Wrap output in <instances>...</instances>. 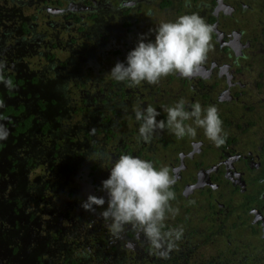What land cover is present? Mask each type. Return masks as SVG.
I'll return each instance as SVG.
<instances>
[{
  "label": "flooded vegetation",
  "instance_id": "obj_1",
  "mask_svg": "<svg viewBox=\"0 0 264 264\" xmlns=\"http://www.w3.org/2000/svg\"><path fill=\"white\" fill-rule=\"evenodd\" d=\"M193 12L212 26L207 58L193 76L173 74L157 85L132 88L111 78V68L125 60L141 34L153 39L160 22ZM28 50L43 54L44 73L30 71ZM14 56L20 76L25 68L31 82L53 81L48 100L54 103V124L42 118L45 102L36 90L24 95H34L37 110L2 96L12 105L4 113L13 125L8 150L19 152L21 142L11 145L18 137L24 142L21 153H28L30 138L34 151L44 135L54 136L49 155L58 177L54 187L72 184L66 190L70 206L77 194L81 201L89 194L106 198L101 181L109 174L107 160H96L95 153L113 159L130 154L167 166L176 180L171 204L179 214L166 224L183 227L184 234L161 260L130 227L119 239L111 236L102 208L87 212L79 206L70 213L73 209L59 201L51 234L31 224L28 240H14L13 257L0 256V264H49L50 258L42 257L49 244L46 255L54 253V264H264V0H0V58L7 70ZM180 98L202 108L217 106L227 133L222 146L208 141L203 129L194 138L178 139L165 129L150 143L138 139L137 105H152L160 112L157 119L166 121L165 106ZM69 115H77L72 124L65 121ZM42 147L40 153L47 149ZM46 215L51 222L52 212ZM63 218L67 224L61 228ZM21 251L28 260L22 261Z\"/></svg>",
  "mask_w": 264,
  "mask_h": 264
},
{
  "label": "clouds",
  "instance_id": "obj_2",
  "mask_svg": "<svg viewBox=\"0 0 264 264\" xmlns=\"http://www.w3.org/2000/svg\"><path fill=\"white\" fill-rule=\"evenodd\" d=\"M153 31V39L148 40L141 34L125 60L115 63L108 73L112 79L129 88L143 83L157 85L169 75L193 76L206 60L212 26L198 13H185L175 20L162 21ZM7 69V62L0 58V84L12 90L15 85L6 76ZM4 107L0 100V109ZM164 111L166 121L157 119L160 112L152 105L134 108L139 140L150 143L157 130L165 129L178 139L194 138L197 129H203L206 139L216 147L225 143L227 133L216 105L202 108L199 102L191 103L180 98L171 106H165ZM5 119L0 115V142L6 141L10 135L2 122ZM95 155L96 160H107L109 174L101 181L106 198L89 194L81 201L80 207L87 212L102 208L101 217L111 236L119 239L126 227H130L148 241L153 255L167 260L184 234L183 227H168L166 224L179 214V209L171 204L176 198L172 190L176 180L170 168L157 167L150 160L130 154L116 159L104 153Z\"/></svg>",
  "mask_w": 264,
  "mask_h": 264
},
{
  "label": "rangeland",
  "instance_id": "obj_3",
  "mask_svg": "<svg viewBox=\"0 0 264 264\" xmlns=\"http://www.w3.org/2000/svg\"><path fill=\"white\" fill-rule=\"evenodd\" d=\"M36 50L35 52L34 50L30 52L28 50L26 54V58L30 60V67H28L31 68L30 71L38 70L39 74H42L44 73V71H42L43 65H41L43 64V54H41L42 58H40ZM61 54H65V44L58 49L57 56L62 57ZM52 63L54 64V58ZM48 69V74L52 73L49 67ZM23 74L25 76L24 80H22L23 82L21 81L19 84L13 82L15 87L12 90L17 91L15 94H13V92H4L5 90L3 88H5V86L0 84L3 99L7 102H11L14 106L19 102H26L27 106L37 110L38 104L34 101V95L32 93H30L28 97L24 95L25 91L33 92L36 90L38 96L42 97L45 102L44 111L42 110V118H49L54 124V103H50L48 100L49 95L54 96L53 81L38 79L35 82H31L30 79L26 77L29 71L27 69L25 70V68ZM3 116L6 117L5 114ZM15 117H19V115L13 116L12 118ZM76 118L77 115H69L66 116L65 121L72 124ZM2 122L9 130L13 128L12 123L6 122V119ZM41 122L42 120L40 117V120L36 121L33 125L36 126V123L40 124ZM53 141L54 136L49 137L44 135L42 140L36 142L33 151L30 138L29 149L27 150L28 153H21L24 142L20 141L19 137L18 140L11 142V145L16 142H21L20 145H18L19 147L17 146L19 152L16 151V147H14L16 150H13V152L8 150V140L3 147H0V256H5L7 258L13 257L14 253L10 252L12 248L11 243H13L14 240L20 244L24 241L26 242L28 239H26L27 236H25V234L29 233L27 229L29 230L31 224L37 223V226L39 225V232L41 233H43L45 229L48 230L52 228L56 219L54 211L58 209L54 204H59V201H65L67 206L73 209L70 213L80 206L81 194H77V203L75 205L70 206V202L67 201L66 190L67 187L72 185L70 182H64L60 188L54 187V181H57L58 177L54 175V160L49 159ZM41 147H47V149H44V152L40 153ZM29 152L34 153L30 157L31 159L27 158L30 154ZM56 200H58V202L54 203ZM50 212H52V218L50 220V225H47L48 217L46 214H50ZM64 221H66L64 218L59 221L61 228L67 224V222L64 223ZM3 230H6L9 234L3 233ZM1 233L6 234V236H3ZM34 235L33 233L29 234L30 237H34ZM36 248H39V246L34 245V250H36ZM46 249H50V244ZM46 249L42 253V257H49V264H54V253L52 252L51 255L48 256L46 255ZM21 252L23 254L22 261L28 260L29 256H27L25 252Z\"/></svg>",
  "mask_w": 264,
  "mask_h": 264
},
{
  "label": "trees",
  "instance_id": "obj_4",
  "mask_svg": "<svg viewBox=\"0 0 264 264\" xmlns=\"http://www.w3.org/2000/svg\"><path fill=\"white\" fill-rule=\"evenodd\" d=\"M16 53V52H15ZM13 56V55H12ZM15 59H17V57L16 56H14V57H11V66H10V70H7V72H6V76L8 77V78H11L12 80L14 79L15 80V82H17V83H21V81L23 80V78L24 77H22V76H20L17 72H16V66H15V62H14V60ZM48 72H49V69H48ZM47 71L45 72V73H48ZM32 79H33V77H32ZM5 91L4 92H6V93H12L13 92V94L15 93L14 91L15 90H9V89H7L6 87L5 88H3ZM53 99V98H52ZM0 100H2V94H1V90H0ZM5 105V107L3 108V109H1L0 110V115H4V113L5 112H7L9 109H12V105L10 104V103H5L4 104ZM44 122V124L46 125V123H47V120H44L43 121ZM49 123H51V121H49ZM29 216H31V215H29ZM48 225H50V222L48 221ZM23 229V228H22ZM51 229V228H50ZM50 229H48V232H49V234H51V230ZM23 230H25V229H23ZM1 231V230H0ZM27 231H29L28 229H27ZM26 232V231H25ZM3 233H6V234H9L8 232H6V230H3ZM2 234V233H1ZM46 240H48V238L46 239Z\"/></svg>",
  "mask_w": 264,
  "mask_h": 264
}]
</instances>
